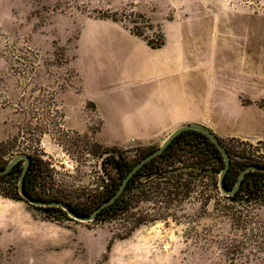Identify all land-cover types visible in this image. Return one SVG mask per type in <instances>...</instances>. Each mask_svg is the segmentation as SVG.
<instances>
[{
	"label": "rangeland",
	"instance_id": "rangeland-1",
	"mask_svg": "<svg viewBox=\"0 0 264 264\" xmlns=\"http://www.w3.org/2000/svg\"><path fill=\"white\" fill-rule=\"evenodd\" d=\"M208 12L210 31L223 36L218 43L232 47L231 61L238 60L239 45L247 44L245 28L255 20L263 30L264 56V0H0V144L11 142L0 148V166L17 154L39 152L51 164L53 192L75 205L95 206L110 178L103 172L102 158L84 152L95 151L94 143H101L96 130L103 120L90 101L80 99L77 68L87 40L109 28L132 34L137 22L149 28L145 38L133 36L159 42L165 39L166 23L206 18ZM107 14H118L122 21ZM215 42L210 39V49L217 47ZM44 125L51 130L37 144L34 138ZM121 133L103 125L99 138L106 143L119 136L130 139ZM233 138L234 160L264 162L261 141L222 139ZM104 146L125 152L130 160L141 158L144 148L159 147ZM173 173L193 181L191 194L156 197L155 183L149 181L144 189L148 198L140 199L143 189L135 187L132 220L140 215L157 220L127 238H122L127 224L121 219L81 222L67 212L41 209L0 193V264H257L242 257L232 262L227 254H263L264 264V206L221 202L216 173L191 168ZM15 181L14 176L0 180V191L10 190ZM223 206L230 208L222 212ZM235 215L244 219L242 227L234 222ZM254 235L261 237L259 243L250 242Z\"/></svg>",
	"mask_w": 264,
	"mask_h": 264
},
{
	"label": "crops",
	"instance_id": "crops-1",
	"mask_svg": "<svg viewBox=\"0 0 264 264\" xmlns=\"http://www.w3.org/2000/svg\"><path fill=\"white\" fill-rule=\"evenodd\" d=\"M164 27L159 48L122 28L87 40L77 68L80 99L95 104L104 127L130 137L106 143L99 131L98 140L125 148L160 146L166 132L201 124L220 138L264 141V108L257 104L264 99L263 30L257 20L245 28L247 44L239 45L237 61L229 59L232 47L218 43L223 36L210 31V12ZM210 39L218 44L213 50Z\"/></svg>",
	"mask_w": 264,
	"mask_h": 264
},
{
	"label": "trees",
	"instance_id": "trees-1",
	"mask_svg": "<svg viewBox=\"0 0 264 264\" xmlns=\"http://www.w3.org/2000/svg\"><path fill=\"white\" fill-rule=\"evenodd\" d=\"M251 1L253 3H261L262 0H246ZM106 17H111L114 20H121L118 14H107ZM124 17V19H126ZM124 21V20H123ZM147 23V22H146ZM133 27L130 28L132 34L144 37V31L149 28V25L145 24L143 26H138L137 22H133ZM148 45L152 48H159L165 43V39L159 42H153L149 39H145ZM54 100V98H53ZM55 102V101H52ZM264 99L258 103V105L262 108ZM94 106L95 104L91 102ZM96 108V106H95ZM47 125V124H46ZM39 127V134L37 138H34V141L37 144H40V137L43 136L46 132L50 131V128L47 126ZM49 125V124H48ZM56 125V124H55ZM103 121L101 123L100 129H97L96 132L102 129ZM59 126H62L59 124ZM58 127V125H57ZM88 137V134L86 133ZM220 138V137H219ZM14 140H17L15 138ZM222 144L226 147L227 151L231 156V166L228 170V173L225 176V185L227 188H233L236 185L240 172L250 164H257L264 166V162L255 160V159H247L246 161H236L233 158V151H235L234 141L229 140L228 142L220 138ZM227 142V143H226ZM11 143V142H10ZM9 142H3L0 144V148L6 147L10 144ZM261 144L264 145V142L261 141ZM65 151L69 152V149L66 145H63ZM94 147L95 151L86 148L84 152L87 154H97L99 158H102V169L105 175L110 178V184L107 190L103 193L99 202L95 204V206H78L71 203L69 200L65 198V196L61 194H57L53 192L54 187V177L53 170L51 168V164L44 160L39 152L30 153L31 157V165L28 169V172L25 177L24 188L25 191L33 198L39 200H49V201H62L69 204L77 213L82 215L91 214L96 207H98L103 201L112 197L119 186L121 185L123 179L127 175V173L134 167V165L140 161L143 157L154 151L156 148H144L142 151L145 153L141 156V158H137L135 160H130L125 152L119 149H109L102 145L101 143L95 142ZM38 151V150H37ZM249 160V161H248ZM10 161L5 162V164L0 166V169L5 168ZM24 161H19L14 168L5 175H0V180L8 178V177H16L15 184L10 190L6 192L0 191L4 196L10 197L13 199H23L20 196L18 183L20 175L23 171ZM182 165V166H181ZM224 157L217 146L207 137L205 134L194 131L187 130L178 135L170 145L165 149V151L152 159L148 163H146L130 180L126 190L124 193L118 198V200L105 208L97 217V219H121L127 224V232L122 236V238L129 237L137 228H139L143 224H147L153 222L154 220H148L145 216L140 215L137 219L132 220L131 207L133 202V197L131 195L132 190L135 187H142V191L138 198L143 199L144 197L148 198L146 190L147 182L155 183L153 193L156 197L161 195L162 197H170L179 196L181 194L190 195L193 189V181L186 180L183 181L182 176H178L173 172L178 169L183 168H191L198 169L200 173L202 172H210L216 173L217 177L215 179L217 185L219 184V175L224 168ZM116 173V177L113 178L112 174ZM212 178V175H210ZM182 189H186L185 192H181ZM219 186H217L218 191ZM219 192V191H218ZM220 194V192H219ZM222 194V193H221ZM146 195V196H145ZM223 195V194H222ZM24 200V199H23ZM221 202H226L229 205H237V204H245L247 206H264V172L260 171H251L246 174L242 186L236 195L232 197H227L225 195L220 199ZM25 201V200H24ZM41 209L57 211V212H66L60 207H40ZM230 207L223 206L222 212H227ZM234 222L238 227H242L244 224V219L241 216H233ZM96 219V220H97ZM243 222V223H242ZM242 225V226H241ZM248 227H244L247 230ZM251 238V237H249ZM258 238H261L258 235H254V238H251L250 242L259 243ZM112 242L108 245V249H111ZM229 259L232 262H235L238 258H243L245 262L249 260H256V263L262 262L263 254H227Z\"/></svg>",
	"mask_w": 264,
	"mask_h": 264
},
{
	"label": "water",
	"instance_id": "water-1",
	"mask_svg": "<svg viewBox=\"0 0 264 264\" xmlns=\"http://www.w3.org/2000/svg\"><path fill=\"white\" fill-rule=\"evenodd\" d=\"M187 130L199 131V132L205 134L207 137L210 138V140L217 146V148L222 153V155L224 157L225 166L219 175L218 186H219L220 192L223 195H225L227 197H232V196L236 195L237 192L240 190L242 183H243V180H244L247 173H249L251 171L264 172V166L257 165V164H250V165L246 166L240 172L238 180L236 182V185L233 188H227L225 185V176L228 173V170L230 169L232 160H231V156H230L229 152L227 151L226 147L222 144L220 138L212 130H210L206 126H203L201 124H186V125H183V126L177 128L173 132H171L159 147H157L154 151H152L151 153H149L148 155L143 157L140 161H138L134 165V167L127 173V175L123 179L121 185L119 186V188L117 189L115 194L112 197H110L109 199L103 201L98 207H96V209L91 214H88V215H82V214L77 213L69 204H67L65 202L35 199V198L31 197L25 191V188H24L25 177H26L28 169L31 165V157L27 153H20V154L15 155L10 160V162L8 163V165L5 168L0 169V175L8 174L19 161H21V160L24 161L23 171H22L20 178H19L18 188H19L20 196L26 202H28L29 204L34 205L36 207H60L63 210H65L67 212V214L75 220H78L81 222H91V221H95L97 219V217L99 216V214L105 208L114 204L118 200V198H120V196L126 190L130 180L135 176V174L146 163H148L152 159H154L157 156H159L160 154H162L165 151V149L170 145V143L178 135H180L182 132L187 131Z\"/></svg>",
	"mask_w": 264,
	"mask_h": 264
}]
</instances>
